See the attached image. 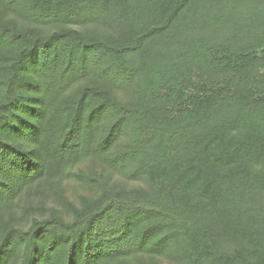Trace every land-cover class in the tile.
Here are the masks:
<instances>
[{
  "label": "trees",
  "instance_id": "1",
  "mask_svg": "<svg viewBox=\"0 0 264 264\" xmlns=\"http://www.w3.org/2000/svg\"><path fill=\"white\" fill-rule=\"evenodd\" d=\"M106 12L118 35L77 28ZM215 12L231 42L183 36ZM70 180L69 219L14 226L25 194ZM257 197L264 0H0V264H264Z\"/></svg>",
  "mask_w": 264,
  "mask_h": 264
},
{
  "label": "rangeland",
  "instance_id": "2",
  "mask_svg": "<svg viewBox=\"0 0 264 264\" xmlns=\"http://www.w3.org/2000/svg\"><path fill=\"white\" fill-rule=\"evenodd\" d=\"M87 14V13H86ZM215 12L213 17L198 15L191 17L190 23H186L181 31L186 38L205 37L208 40L216 42H231L233 37L232 27L230 24H224ZM227 15V14H226ZM225 16V15H224ZM84 19L78 21L77 28L82 32H91L95 35L116 36L120 31V23L115 15L111 13H102L101 17L84 16ZM23 23L27 21L23 18ZM75 26V25H73ZM58 28L56 23L45 27V31L50 32ZM180 31V32H181ZM134 90L131 88L120 93V99L128 101L132 98ZM114 182L126 187H142V183H127L118 175H110ZM87 192L82 187L78 186L74 181H67L62 186L56 189H42L40 191L30 192L25 194L18 202L12 213V221L15 227H27L32 218H45L52 210H60L65 219H69L68 209L63 204V198L66 197L74 204L78 205L80 199L86 196ZM264 203L262 198H254L249 201V205L258 206ZM148 264H178L171 258H159L155 261H147ZM138 264V263H132Z\"/></svg>",
  "mask_w": 264,
  "mask_h": 264
}]
</instances>
